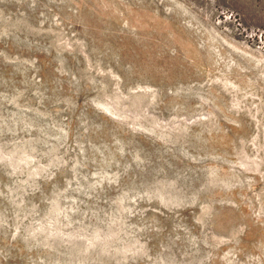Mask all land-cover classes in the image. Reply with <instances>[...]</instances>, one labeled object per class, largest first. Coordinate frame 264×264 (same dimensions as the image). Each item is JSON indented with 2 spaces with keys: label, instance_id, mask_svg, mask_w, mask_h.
Listing matches in <instances>:
<instances>
[{
  "label": "rangeland",
  "instance_id": "1",
  "mask_svg": "<svg viewBox=\"0 0 264 264\" xmlns=\"http://www.w3.org/2000/svg\"><path fill=\"white\" fill-rule=\"evenodd\" d=\"M0 264H264V0H0Z\"/></svg>",
  "mask_w": 264,
  "mask_h": 264
}]
</instances>
